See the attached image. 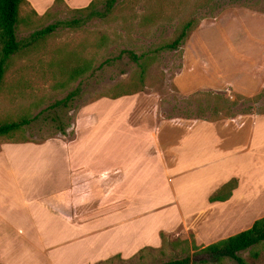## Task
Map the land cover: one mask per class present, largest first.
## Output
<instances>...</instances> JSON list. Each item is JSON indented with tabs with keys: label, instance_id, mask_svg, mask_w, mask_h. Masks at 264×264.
I'll list each match as a JSON object with an SVG mask.
<instances>
[{
	"label": "crops",
	"instance_id": "1",
	"mask_svg": "<svg viewBox=\"0 0 264 264\" xmlns=\"http://www.w3.org/2000/svg\"><path fill=\"white\" fill-rule=\"evenodd\" d=\"M26 1L41 16L55 0ZM63 1L80 9L92 0ZM137 96L127 100L129 107L144 109ZM125 97L131 96L82 108L71 140L0 142V246L12 247V261L128 260L144 248H160L162 233H190L197 246H206L246 231L264 217V172L245 173L251 159L264 154V116L159 121L145 110L141 126H130L136 110L94 111ZM87 111L93 119L82 124ZM104 120L115 127L112 135L125 128L131 138L126 132L124 141L113 144L105 132L100 143L93 140ZM48 144L62 153L66 148L67 158H57L54 166L52 160H37ZM262 165L264 160L253 167ZM234 179L237 187L227 200L209 201ZM55 198L64 202L62 207L49 202Z\"/></svg>",
	"mask_w": 264,
	"mask_h": 264
},
{
	"label": "rangeland",
	"instance_id": "2",
	"mask_svg": "<svg viewBox=\"0 0 264 264\" xmlns=\"http://www.w3.org/2000/svg\"><path fill=\"white\" fill-rule=\"evenodd\" d=\"M105 1L96 0V9L103 11ZM86 15L73 11L63 0L54 1L41 16L25 6L20 12L16 39ZM191 18H196L198 25L182 46L176 51H159ZM122 51L141 56V66L128 60ZM11 66L12 71L21 66L27 69L22 79L16 81L12 73V82L5 78L4 85L0 84V116L8 118L0 117V124L31 119L29 125L11 136L12 142L41 144L59 136L71 140L75 115L82 108L101 99L112 101L107 97L132 90L140 92L136 101L144 109H131L127 102L131 96L114 104H99L94 111L136 110L138 115L129 119L130 126H141L139 119L145 110L159 121L208 120L214 101L206 95H212L236 104L229 110L231 118L260 115L264 108V0H117L104 19H93L77 29L58 28L43 42L14 56L8 64ZM73 92L70 102L56 105ZM259 94L262 97L255 101ZM83 115L82 124L94 116L88 111ZM98 129L92 139L100 143L105 132L106 139H110L115 127L104 120ZM126 132L131 138L123 128L117 136L112 135L113 144L124 141ZM55 145L48 144L40 159L30 157L42 162L52 160L54 166L57 158L68 156L66 148L62 153ZM261 155L251 159V171L249 167L246 175L264 172L263 165L253 167L264 160ZM33 164L30 161L32 171ZM49 202L55 208L64 203L59 198ZM179 232L165 234L160 249L101 264H162L191 255L192 234ZM254 252L257 259L251 256ZM240 256L247 264H264V243ZM0 264H18L12 261V247L0 246ZM224 264L234 262L227 260Z\"/></svg>",
	"mask_w": 264,
	"mask_h": 264
},
{
	"label": "trees",
	"instance_id": "3",
	"mask_svg": "<svg viewBox=\"0 0 264 264\" xmlns=\"http://www.w3.org/2000/svg\"><path fill=\"white\" fill-rule=\"evenodd\" d=\"M56 2L61 0H55ZM239 1V0H237ZM117 0H106L104 4L103 11L96 9L95 4L96 0H92L88 6L80 9H72L77 13H87V15L82 19H73L71 21L56 22L53 25H49L41 30L34 31L27 38H24L20 41L16 39V30L20 22V12L23 7H29V4L26 0H0V84L6 80L5 78L11 79L12 82V73L17 78L16 81L22 79L24 75V70L27 69L24 66L18 67L16 70L12 71V66L9 68L8 64L11 62L12 58L25 50L31 48L38 43L44 41L46 37L55 32L58 28L60 29H77L85 25L88 21L93 19H104L107 17L112 9L114 8ZM32 14L38 16L34 10L30 8ZM198 25V20L196 18H191L184 22L180 28L177 30L174 38L169 42L161 45L159 51H176L186 38L189 33H191ZM122 55H126L128 60L134 63L137 66H141V56H137L132 51H122ZM82 72V70H81ZM142 74V71H141ZM15 78V79H16ZM2 85V88H3ZM1 91V90H0ZM140 93L139 91H127L116 94L112 97H107L109 99L115 100L124 96H132ZM74 94H68L62 101L56 103L66 104L74 98ZM213 100L214 102L209 107L211 110V117L207 119H200L209 122H217L226 120L224 117L231 118L229 116V110L236 106L235 103L229 102L224 97H211L212 95H206ZM262 97V94H259L255 97V101H258ZM211 103V102H210ZM261 116H264V108L261 109ZM1 117V116H0ZM2 119H8L1 117ZM31 123V119L21 118L20 120H15L12 123L0 124V142H12L11 136L18 131H20L24 126H27ZM28 143V142H21ZM237 187V181L231 180L225 185H223L218 191L209 197L210 202L215 201H225L227 200L231 192ZM162 245L165 243L166 235L161 234ZM264 243V217L256 220L252 226L243 232H240L234 236L228 237L226 239L220 240L216 243L205 247H198L193 241L191 245L192 254L186 255L181 259H174L162 264H224L225 261H233L234 264H247L245 260L240 256L242 252L252 249L253 247L259 246ZM158 248V249H160ZM151 249L145 248L142 249L139 253L144 250ZM206 257L199 261H193L194 257ZM252 258L257 259L258 254L256 252L252 253ZM111 260V259H110ZM110 260H107L102 263H106ZM101 264V263H99Z\"/></svg>",
	"mask_w": 264,
	"mask_h": 264
},
{
	"label": "water",
	"instance_id": "4",
	"mask_svg": "<svg viewBox=\"0 0 264 264\" xmlns=\"http://www.w3.org/2000/svg\"><path fill=\"white\" fill-rule=\"evenodd\" d=\"M206 257H204V256H201V257H194L192 260L193 261H199V260H201V259H205Z\"/></svg>",
	"mask_w": 264,
	"mask_h": 264
}]
</instances>
